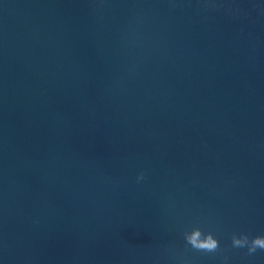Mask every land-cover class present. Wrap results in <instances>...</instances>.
<instances>
[{
    "label": "water",
    "instance_id": "1",
    "mask_svg": "<svg viewBox=\"0 0 264 264\" xmlns=\"http://www.w3.org/2000/svg\"><path fill=\"white\" fill-rule=\"evenodd\" d=\"M234 234L264 236V0H0V264H264Z\"/></svg>",
    "mask_w": 264,
    "mask_h": 264
},
{
    "label": "clouds",
    "instance_id": "2",
    "mask_svg": "<svg viewBox=\"0 0 264 264\" xmlns=\"http://www.w3.org/2000/svg\"><path fill=\"white\" fill-rule=\"evenodd\" d=\"M142 178L143 174L138 177V179ZM184 238L187 244L197 251L216 252L220 247L219 241L214 238L211 232L204 233L199 227L193 228L190 232H185ZM232 245L237 248L248 246V253L252 254L257 248L264 249V236H256L249 240L246 234H241L239 237L234 234Z\"/></svg>",
    "mask_w": 264,
    "mask_h": 264
}]
</instances>
